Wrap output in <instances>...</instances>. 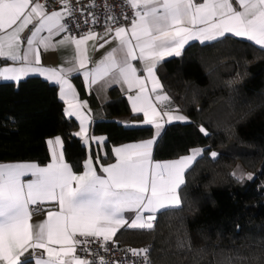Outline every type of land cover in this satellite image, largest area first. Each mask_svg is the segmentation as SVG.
<instances>
[{"label":"trees","instance_id":"1","mask_svg":"<svg viewBox=\"0 0 264 264\" xmlns=\"http://www.w3.org/2000/svg\"><path fill=\"white\" fill-rule=\"evenodd\" d=\"M157 74L190 121L165 128L154 159H178L195 148L203 155L186 173L181 206L159 213L152 230L119 231L116 242L149 249L151 264H264V49L232 36L194 43L159 64ZM90 103L97 118L91 133L107 141L88 150L75 135L77 122L65 116L57 86L40 77L0 83V163L46 165L47 140L60 136L67 162L79 173L89 156L108 163L114 146L155 138L152 126L117 121L142 120L119 89L105 105L95 97ZM239 163L252 181L233 175Z\"/></svg>","mask_w":264,"mask_h":264},{"label":"snow or ice","instance_id":"2","mask_svg":"<svg viewBox=\"0 0 264 264\" xmlns=\"http://www.w3.org/2000/svg\"><path fill=\"white\" fill-rule=\"evenodd\" d=\"M59 2L65 11L48 14L39 0H0V58L25 64L19 68L0 69V78L18 81L29 72L40 71L48 80L62 85L61 99L68 104L67 115L76 116L81 121V131L76 135L85 137L86 118L80 109L86 104L75 103V90L64 75L76 69L41 71L28 66L29 56L39 63L35 45L41 32L48 33L47 37L39 39V43L47 48L54 30L56 33L67 31V26L61 21L72 15L74 10L69 0ZM125 3L136 10L130 35L125 27L116 28L113 38L118 40L119 46L113 48L94 71H85L84 77L86 80L91 78L90 83H96L110 76L113 81L127 84L129 90L139 89L137 95L129 97L133 110L142 112L147 118L145 122L154 124L157 130L161 128L158 120L161 114L150 102L145 84L146 80H151L153 92L160 87L154 75L160 59L166 55L179 56L181 49L191 40H215L226 33L246 38L264 48V0H235L238 7H234L233 0H204L201 3L195 0H125ZM90 7H95L94 0ZM34 18L38 26L28 38L27 50L21 56L20 33L33 23ZM106 31L111 32L112 28L107 27ZM90 39H95V33L90 32L71 42L80 53L81 45ZM118 52L121 53L119 57ZM134 60L143 62L146 78L138 75L132 64ZM78 61L79 68H84L82 54ZM158 99L167 100V97ZM164 115L169 121L186 119L179 115ZM48 143L62 148L60 137ZM153 143L149 140L117 148L118 162L102 168L106 178L97 175L90 163L83 175L74 174L64 163L63 152L55 150L53 162L47 167L41 168L36 164L0 165V264H22L21 257L30 248L43 249L47 259L33 253L24 264H90L75 255L76 246L88 243L89 237L100 241L103 246L125 225L131 229L152 230L157 212L180 204L178 189L184 183L185 169L202 152L201 149H193L191 155L177 161L153 163ZM211 155L215 157L217 154L212 152ZM27 175L34 179L24 181L22 177ZM237 178L243 179L244 174ZM247 178L251 179V175ZM43 202H55L57 210L49 211L46 222L37 225L34 232L29 222L30 205ZM125 212L134 214L131 220L124 216ZM104 250L107 251V247ZM148 251L131 250L132 255L142 256L145 260ZM97 264H104L103 259L98 257Z\"/></svg>","mask_w":264,"mask_h":264},{"label":"crops","instance_id":"3","mask_svg":"<svg viewBox=\"0 0 264 264\" xmlns=\"http://www.w3.org/2000/svg\"><path fill=\"white\" fill-rule=\"evenodd\" d=\"M195 2L201 3V2H204V0H195ZM233 4H234V7H238V5H236V3H235V0H233ZM52 12L47 11L48 14H51ZM59 12H62V11H59ZM63 20L61 21V23H63ZM36 26H38V21L34 18L33 23L29 24L20 33L21 44L19 45V54L21 56H23L25 54V52L27 50V40H28V38H30V36H31L32 32L34 31V28ZM130 31H131V28L128 30L129 35H130ZM47 36H48L47 31H43L39 34V37L37 38V42L35 45L37 50H38L39 57H40L39 63L35 62L34 57L29 56V65L28 66L32 67V68L39 69L41 71L49 70V69H57V70H59V69L67 70L69 68L76 69L72 72H65L64 75H65L66 79L68 80V82L72 85V87L75 90V93H76L75 103L86 104V107H82L80 109V112L86 118L85 119V125H84L87 127L86 136L81 137L79 135H76V133H79L81 131V127H82L81 121L76 116L67 115L68 104H67L65 99H61V92L63 91V86L60 84L54 83L53 81L48 80L46 75H42L40 73V71L29 72L26 75L22 76L18 81L5 80L3 78H0V83H18L22 80L29 78V77H40L43 80L49 82L50 84L57 86L59 98L64 103V106H65V116L68 119H72V120L77 122L78 128L75 131V135L83 141V144L87 147L88 150L92 146L102 147L107 141L106 136H103V135L95 136L91 133L92 125L95 123L97 118L95 117L96 115L92 109V106L90 103V98L95 97L101 105H105L111 100V90L113 88H117L127 98L128 103H129V107H130L133 115H137V116H140L142 118V120H132L130 117H120L117 119V121L126 127H140V126L146 125V126H152L155 130V138L149 139V140L154 141L153 146H152V152H151V158H152L153 163L173 162V161L179 160L182 157H186V156L191 155L192 150L188 155L182 156V157H180L178 159H174V160L157 161L154 159L155 146L157 144L159 137L164 132L165 128L169 124H172V123H188L190 121V119L181 111V109L179 107H177L176 105L171 103V101L169 100L167 95L164 93L163 84L160 81L158 74H157V68H158L159 64H161L162 62H164L167 59H170L172 57H176L177 55H166L163 57V59H160L156 63V66L154 68V75L157 78V80L159 81L160 87L157 88L155 92H153L151 90L152 89L151 80H146V84H145L146 93L150 99V102L156 107V110L161 114L160 117H158V120L161 124V128L159 130H157L154 124H147L145 122L147 118L143 115L142 112L133 110L132 101L129 99V97L137 95V93L139 92V89L133 88L132 90H129L127 87V84H124L122 82L113 81L110 76L105 77L104 79L98 80L96 83H90L91 78L86 80L84 77L85 71H94L101 64L102 61H105V58L107 57L108 53L110 51H112L113 48H117L119 46L118 40L113 38L115 36V30H112L111 32H106L100 36L95 34V39L86 40L85 43L83 45H81V52L80 53L77 52L76 46L74 43L71 42V40L72 39H80L85 35L80 36V37H76V38H69V37H63L62 31L59 33H56L54 30V34H53L52 39L49 43V47L45 48L43 45H41L39 43V39L47 37ZM226 36H232V37H235L237 39L244 40V41H247V42H250V43H253L254 45H256L253 41H249L246 38L237 37L231 33H226L224 36L219 37L215 40H206V41L191 40L188 43H186L184 45V47L181 49L180 55L191 44H194V43L207 44V43H211V42L217 41L219 39H222ZM61 41H63V43H61ZM256 46L261 47L259 45H256ZM81 54L83 55V58L85 59V67L84 68H79L78 57ZM120 55H121V53L118 52L117 57H119ZM132 64L137 68V73L142 79L147 77L146 71L142 70L144 67L143 62L138 61V60H134V61H132ZM23 66H25L23 61L12 62L10 60L0 58V69L6 68V67H17V68H19V67H23ZM78 81H80V83L83 87V90L85 93L84 96L81 95V91H80L79 86H78ZM160 96H166L167 100L158 99V97H160ZM70 98L71 97H69V99ZM165 113H167L168 115H173V116H176V115L184 116V117H186V119L185 120H171V121H169L168 116L164 115ZM56 137H60V136H56ZM56 137H53V138H50L47 140V147L49 150L50 160L46 165H39L36 162H4V163H0V165L36 164L38 167H41V168L47 167L50 163L53 162L52 153H53V150H55L57 153H59L61 151L63 152L64 163L69 165V167L71 168V170L74 174L83 175L87 171L86 165H88L90 163L93 167V170L97 173V175H100V176L106 178V174L103 173L102 168L108 167V166L118 162V157L115 154V150L117 148H123L126 146L136 145V144H140V143L149 141V140H144V141L114 146L112 148V151H111V155L113 157V160L108 162V163L102 162V160H101L102 155H98L96 158L93 156H89L84 161L83 171L76 173L73 171L71 165L67 162V160L65 158L63 138L60 137V139L62 141V148L60 146L55 145L54 143H53V145H49L48 141H50V140L55 141ZM93 137L95 139H92ZM195 149H201V148H195ZM201 150H202L201 154L197 155L195 160L191 163V165L185 169L184 183L179 187L178 194L180 192V189L185 184L186 173L192 168V166L195 164L196 160L203 155V149H201ZM22 179L24 181H29V180L34 179V177H32L31 175H27V176L22 177ZM179 199H180V194H179ZM36 205H40L42 207L43 211L40 213L33 214L31 211V208L35 205H30L31 219L29 222H30V224L33 225V231L34 232L37 231V228H36L37 225H39L42 222H46L47 214L49 211H56L57 210V204L55 202H43V203H38ZM180 206H181V199H180L179 205L172 206L168 209L178 208ZM163 211H165V210H161V211L157 212L155 215L157 216L159 213H161ZM133 215L134 214L130 213V212L124 213V216L129 220H131ZM145 215H147V213H145ZM123 229H131V228L127 227V225H125L124 227H121L116 232L115 236L112 237V239H115L117 233ZM53 247L59 248L58 245H53ZM33 253H35V255H37V256L43 255L44 258L47 259V254L44 253L43 249H31L30 248L24 254V256L21 257V262H23L25 260H30L33 256Z\"/></svg>","mask_w":264,"mask_h":264},{"label":"built area","instance_id":"4","mask_svg":"<svg viewBox=\"0 0 264 264\" xmlns=\"http://www.w3.org/2000/svg\"><path fill=\"white\" fill-rule=\"evenodd\" d=\"M39 2L44 4L49 12L65 11L59 0H39ZM69 3L74 11L72 15L66 16L63 20V24L67 26V31H62L63 37L76 38L90 32L100 36L108 32L107 27L115 30L122 26L129 30L132 21L136 19V10L126 4L125 0H94L95 7H90L93 0H69ZM113 17L116 18L115 21ZM31 211L36 214L42 212L43 209L40 205H35ZM153 224L156 225V221H153ZM78 239L83 238L78 237ZM88 241L86 244L77 245L75 254L90 264H97L98 257L103 259L104 264H151L149 251L147 260H145L142 256L132 255L131 250L133 249L120 246L115 239L103 246L94 238L89 237ZM105 247L107 251L104 250Z\"/></svg>","mask_w":264,"mask_h":264},{"label":"rangeland","instance_id":"5","mask_svg":"<svg viewBox=\"0 0 264 264\" xmlns=\"http://www.w3.org/2000/svg\"><path fill=\"white\" fill-rule=\"evenodd\" d=\"M234 173H236V177L240 176L241 173L244 174V178L241 180H250L252 181L254 179V175L252 173H250L248 170H246L242 164H237V166L235 167ZM251 175V179H248V175Z\"/></svg>","mask_w":264,"mask_h":264}]
</instances>
